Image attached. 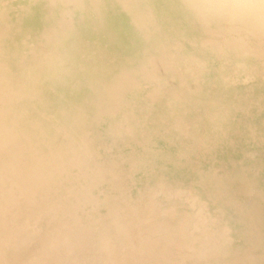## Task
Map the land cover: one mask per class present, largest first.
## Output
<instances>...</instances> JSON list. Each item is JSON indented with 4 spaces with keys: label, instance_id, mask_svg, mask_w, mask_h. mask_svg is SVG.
I'll list each match as a JSON object with an SVG mask.
<instances>
[{
    "label": "bare ground",
    "instance_id": "1",
    "mask_svg": "<svg viewBox=\"0 0 264 264\" xmlns=\"http://www.w3.org/2000/svg\"><path fill=\"white\" fill-rule=\"evenodd\" d=\"M0 59V97L3 92L8 94L15 90L21 109L25 110L20 112L23 114L20 123L13 118L11 126L10 122L3 121L4 113L0 114V147L6 145L11 132H18L25 122L30 126L36 122L38 107H46L47 102L50 107L59 103L61 97L56 90L61 87H67L71 93L80 89L86 91L91 103L82 105L92 109L97 125L100 123L95 135L100 139L99 144L104 142L101 147L93 148L92 143V146L88 144L92 141L86 142L90 149L84 150L85 157L80 160L79 150L83 149L84 141L78 136L81 146L77 144L75 148L71 140L74 154L68 151V158L76 163L72 167L81 170V174L76 175L78 180L71 178L73 184L82 185L75 191L77 212L85 206L90 209L86 220L92 228L89 233L100 236L97 243L94 240L96 247L85 257H76L78 246L70 248L68 256L75 255V259L67 264H264V244L260 243L264 237V221L259 220L256 225H249L248 221L262 215L264 207H256L260 205L256 203L257 209L248 210L239 202L245 196L250 203L264 192L259 176L264 165L255 163L256 160L253 163L254 146H264V130L248 133L247 129L251 130L248 124L242 139L235 142L230 138L229 129L224 133L220 127H215L227 123L236 111L240 115V112L256 110L255 121L264 122V0H0ZM11 66L16 70L10 71ZM7 69L8 73H4ZM16 82L17 86L12 88ZM70 109L63 110L65 119L56 118L58 127L64 124V130L70 127L71 120L80 119L82 112V115L88 114L85 108L81 113L78 112L81 109L76 108L71 117L73 108ZM193 113L198 118L194 123H186L187 114ZM208 117L212 126L202 129L206 138L210 137L208 158L204 153L199 157L203 162L192 169L191 162L197 163L196 157L190 158L193 150L188 156L189 148H179V139L176 141L179 150L171 154L175 144L173 133L183 134L193 126L197 128ZM220 133L226 144L219 151L221 140L216 136ZM109 140H112L110 146ZM186 143L182 144L186 146ZM33 145L35 150L28 144L27 147L36 153L37 145L34 142ZM240 151L245 156L238 158V162L229 164L223 159L234 157ZM20 154L22 152L17 155ZM34 159L30 157L29 161L30 169L35 171L33 188L44 173V163L39 167L40 157L36 167L31 163ZM7 165L4 160L2 168ZM250 170L254 176L248 177ZM235 184L241 186L237 194L232 188ZM18 186H15L16 191ZM12 205L15 208L16 204ZM1 212L0 209V220L4 214ZM253 225L257 227L256 232L245 238V230ZM63 229L61 227V232ZM3 233L1 227L0 241L11 247L15 237L10 239V234ZM57 233L56 238H52L56 245L60 239L67 238ZM255 238L263 244L258 254L248 255L246 248L245 256L233 261L239 243ZM77 241L80 240H70V243ZM232 243L231 251L228 248ZM3 253L0 247V264H10V258L8 262L1 259ZM26 263L23 259L11 264Z\"/></svg>",
    "mask_w": 264,
    "mask_h": 264
},
{
    "label": "rangeland",
    "instance_id": "2",
    "mask_svg": "<svg viewBox=\"0 0 264 264\" xmlns=\"http://www.w3.org/2000/svg\"><path fill=\"white\" fill-rule=\"evenodd\" d=\"M2 60L0 59V62H1ZM11 69H13V70H16V69H14L12 66L10 67V71H11ZM6 71H7V73H8V69L7 70H4V73H6ZM0 73H2V71H0ZM13 74V73H12ZM16 74V73H15ZM17 75V74H16ZM18 76H19V74H18ZM7 81V82H6ZM5 81V85L8 83V81H9V78H8V80H6ZM17 86V82H16V84H14V86L12 87V88H14V87H16ZM8 86L6 85V88H7ZM14 91L15 90H13V91H7L8 92V94L6 93V92H3L4 94H1V95H3V96H6V98L5 97H3V98H5V99H2V97H0L1 99H0V102H2V105L0 106V114L2 113H4V116H3V121L5 122V123H9L10 122V124H8L9 126H11V125H13V118H14V120H16V119H18V121H19V123H20V121H21V116L23 115V114H21L20 115V112L21 113H24L25 112V110H24V108L22 107V109H21V103L18 101L19 100V98H17L18 96H16L15 95V93H14ZM57 92L59 91V96L61 97L60 98V100L62 101H59V103H53V105H52V107H50L49 106V104H48V102L46 103V107L44 106V108H43V106H41V107H38L37 109H36V111H35V116H37V120H36V122H33L32 124H31V126H30V124H27V122H25L24 123V125L21 127L20 126V128H19V130H17L18 132H11V134H10V137L8 138V140L5 142V144L6 145H1L2 147H0V162L2 163V165H1V163H0V172H3V173H1L0 174V178H2V182H4V183H2V182H0V184L2 185V187H1V185H0V209L2 210V212H4V214L2 213V215H3V218L2 219H4L3 221H1L0 222V228L2 227V230H4V235H6L8 232H7V230L9 231V233H8V235L10 234V239H14V237H15V240H14V243H12L13 242V240H12V245H10L11 247H8L5 243H3V242H1L0 241V247L2 248V249H4V253H3V256L1 257V259L3 258V262H8V260H9V262L8 263H18V262H20V260H23V259H25V260H27V263L26 264H40V262H42V261H44V263L45 264H49L50 262L52 263V264H54L55 262V264H57V263H59V262H63V263H65V264H67L66 262H70V261H72L73 260V258L75 259V255L74 256H68V253H67V251H69L70 250V248H72V247H74L75 245L76 246H78L79 247V249L77 250V251H79L78 252V254L76 255V257H85V255H88V254H90L91 253V251H92V249L94 248V247H96V243H97V241H98V239H99V234L98 233H92V235L89 233V232H91V230H92V228H89L88 226V224H86V220H87V218H89V215L87 214L89 211H90V209H88V207L87 206H85L84 208H80V213H78L77 212V207L75 206V204H76V201H75V196H76V194H77V192H75V191H78V188L80 187V186H82V185H80V184H78V182H76L75 184H73L72 183V179L71 178H75L76 180H78L79 179V177L77 178L76 177V175H80L81 174V170L79 169V170H77V169H74L72 166H73V164L75 163V162H73L72 161V159H69L68 158V155H69V152H70V154L72 153V154H74V150L73 149H75V148H77V144L78 145H80L81 146V142H82V140H80V137L83 139V141H84V146H85V148H84V146L82 147L83 149L82 150H79L80 151V158H82V159H80V160H83V157H85V154H84V150H86V152L90 149V147L88 146V145H86L88 142H90V141H92V142H90V143H88V144H90V146H92L93 145V148L96 146H98V148L99 147H101V145H102V143H104V142H102L101 144H99V142H100V139H98V138H96V135H95V131H98V126L100 125V123L97 125V120H96V115H94V113H93V111H92V109H88V108H86L85 107V105L84 104H86V103H88V104H90L91 103V101H90V99L89 98H86V91H83L82 92V90L80 89V90H78L77 92H75V93H71L70 92V90L67 88V87H61V88H59L58 90H56ZM66 91V92H65ZM81 91V92H80ZM14 94H13V93ZM2 93V92H1ZM11 94V95H10ZM14 96H13V95ZM9 96V97H8ZM10 96H12V98H10ZM64 96V97H63ZM67 96V97H66ZM7 97H8V99H7ZM15 97V99H13ZM11 100H10V99ZM12 99H13V101H12ZM18 99V100H17ZM65 99V100H64ZM68 99V100H67ZM18 101V102H15V101ZM71 100V101H70ZM84 100H86V101H88V102H84ZM7 101V102H6ZM11 101V102H10ZM73 101V102H72ZM4 102H5V104H4ZM7 103V104H6ZM9 103V104H8ZM11 103V104H10ZM13 103H17L16 105L15 104H13ZM78 103V104H77ZM79 103H81L80 104V107H79ZM82 103H84L83 105H82ZM5 105V106H4ZM10 105V106H9ZM21 105V106H20ZM58 105H59V107H58ZM76 105H77V107H76ZM83 106V108H85V110L83 109V108H81L82 106ZM7 106V107H6ZM14 106V107H13ZM17 106V107H16ZM70 106V107H69ZM57 107V108H56ZM73 108V111H72V113H71V117L73 116V114H74V109L76 110V108H77V110H80V111H78L79 113H81V111H85V113L87 112L88 114H84V115H82V113H81V118H85L86 117V119H79L78 118V120H71V122H70V127H68V128H65V130H66V132H65V130H64V124H62L60 127H58V124H57V120H56V118L58 117L59 119L62 117V119H65L66 118V113H64L63 112V110L64 111H66L67 109L70 111V110H72V109H70V108ZM76 107V108H75ZM18 108V109H17ZM60 109H62V110H60ZM83 109V110H82ZM58 110V111H57ZM67 110V111H68ZM8 112V113H7ZM11 112V113H10ZM255 112H256V110H251V112L249 111V112H246V113H242V112H240L241 114L239 115V112H235V113H233V114H231V116H229V121L226 123V122H222V124H221V122L219 123V124H221V126L220 125H218V126H216L215 125V127L218 129L219 127H220V129H221V131H223L224 133H226V131L225 130H227V129H229L230 131V138L231 139H233V141H239L240 139H242V133H245L246 132V127H247V125L249 124V126H250V129L252 130H249V129H247V132L249 133V132H253L254 133V131L256 132V131H259V132H263V130H264V122L262 121V122H256L255 121ZM5 113L7 114V115H5ZM45 113V114H44ZM47 113V114H46ZM51 113V114H50ZM16 114V115H15ZM55 114V115H54ZM57 114H58V116H57ZM61 114V115H60ZM68 114V113H67ZM90 114V115H89ZM62 115H65V116H62ZM6 116V117H5ZM17 116V117H16ZM25 116H26V113H25ZM61 116V117H60ZM65 117V118H64ZM88 117V118H87ZM94 117V118H93ZM16 118V119H15ZM198 118V115L196 114V113H193V114H187V117H186V123H189V124H191V123H194V121L196 120ZM234 118V119H233ZM8 119V120H7ZM94 119V120H93ZM189 119V120H188ZM38 121V122H37ZM65 121V120H64ZM73 121H75V122H73ZM238 122H240V123H238ZM71 124H73V125H71ZM79 124V125H78ZM245 124H246V126H245ZM254 124V125H253ZM32 125L34 126V127H32ZM82 125V126H81ZM9 126H8V128H9ZM39 128H38V127ZM55 126V127H54ZM84 126V127H83ZM88 126V127H87ZM203 126V127H202ZM211 126H212V122H211V117H208L203 123H202V125H200V126H198L197 128H195L194 126L193 127H191L190 129H189V131L188 132H186V133H183V134H178V131H176L175 133H173V135H174V138H175V144L173 145V149H172V152H171V154L172 155H174L179 149L177 148V145H176V141H179L180 140V143H179V145H180V147L179 148H181V146H183V150H185V148L186 147H188L189 148V152H188V156L190 155L189 153H190V150L192 149L193 151H192V153H191V157L190 158H192V159H194L195 157H196V161H197V163L194 161V162H191V164H192V166H191V168L193 169L194 167H197V166H199L198 164H201L203 161L202 160H200L199 159V157L200 156H202L204 153H205V157L207 156V158H208V150H207V148L209 147V142H210V137H208V138H206V136L203 134L204 133V130L205 129H207V128H211ZM24 127V128H23ZM73 127V128H72ZM75 127H77V129L75 128ZM81 127V128H80ZM86 127V128H85ZM59 128H61V129H59ZM77 130V131H74L75 129ZM83 128V130L84 131H82V132H80L81 130L80 129H82ZM96 128V129H95ZM37 129V130H36ZM39 129V130H38ZM50 129V130H49ZM52 129H54L53 131H52ZM70 129V130H69ZM192 129V130H191ZM202 129H204V130H202ZM238 129V131H237V134H236V130ZM36 130V131H35ZM42 130H43V132H42ZM89 131V133H88V131ZM208 130V129H207ZM24 131V132H23ZM29 132V133H27L26 134V132ZM32 131V132H31ZM57 131V132H56ZM192 131V132H191ZM234 131V132H233ZM35 133V135H34V133ZM51 132H53V133H51ZM60 132V133H59ZM84 132V133H83ZM90 132H91V134H90ZM232 132H233V134H232ZM20 133V134H19ZM39 133H41V134H39ZM57 133V134H56ZM64 133V134H63ZM235 133V134H234ZM240 133V134H239ZM24 134H26V135H23ZM50 134L53 136L54 134H55V136H53V137H51L50 136ZM229 134V133H228ZM18 135H19V137H18ZM63 135V136H62ZM66 135V136H65ZM86 135V136H85ZM90 135V136H89ZM92 135V136H91ZM180 135V136H179ZM188 135V136H187ZM203 135V136H202ZM221 135V133L220 134H218L216 137H218V139L219 140H221L220 141V143H219V147H218V149H219V151H220V149L222 148V147H224L225 146V144H226V140H223L225 137H222V136H220ZM239 135V136H238ZM23 136V137H22ZM35 136V137H34ZM78 136H80L79 138H78ZM83 136H85V137H83ZM37 137V138H36ZM58 137V138H57ZM66 137V138H65ZM55 138V139H54ZM60 138V139H59ZM148 138V137H147ZM154 138V137H153ZM156 138V137H155ZM154 138V139H155ZM186 138V139H185ZM198 138H200V139H198ZM12 141V142H10V140ZM21 139V140H20ZM26 139H30L29 141L28 140H26ZM51 139H52V141H53V139L55 140V141H53V142H51ZM67 139V140H66ZM88 139V140H87ZM92 139H94V141L92 140ZM160 139V137L158 138V139H156V140H159ZM179 139V140H178ZM197 139H198V141H197ZM203 139V140H202ZM17 140V141H16ZM24 140V141H23ZM57 140H63L64 141V143L63 144H61V141L59 142V141H57ZM70 140V141H69ZM71 140H72V142H71ZM201 140H202V142H201ZM19 141V142H18ZM21 141H23V143L21 142ZM66 141H68V143H73L74 142V145L76 146L75 148H74V145L72 144L71 145V143L70 144H68ZM111 141L112 140H109L108 142H109V146H110V143H111ZM151 141H152V139H151ZM168 141H171V140H168ZM10 144V145H8V143ZM33 142L34 143H36V145H37V148L38 149H36V153L33 151V150H30L31 149V146H33L34 147V150H35V145H33ZM49 142V143H48ZM54 142H56V143H58V145L55 143L54 144ZM87 142V143H86ZM183 142H187L186 143V146L185 145H183L182 143ZM13 143V144H12ZM17 143V144H16ZM22 143V144H21ZM30 146V149L27 147V144ZM41 143V144H40ZM43 143V144H42ZM51 143V144H50ZM59 143H60V145H59ZM91 143H92V145H91ZM14 144H16V145H14ZM108 144V143H107ZM193 144V145H192ZM197 144V145H196ZM13 145L14 146H16V147H13ZM26 145V146H25ZM65 145V146H64ZM68 145V146H67ZM70 145V146H69ZM151 145H152V143H151ZM199 145V147H197ZM218 145V144H217ZM11 146V147H10ZM20 146V147H19ZM45 146V147H44ZM52 146V147H51ZM71 146H73V147H71ZM86 146H88V147H86ZM191 146H193V147H191ZM205 146V147H204ZM25 147H26V149H25ZM42 147V148H41ZM47 147V148H46ZM49 147V148H48ZM64 147H66V148H64V150H62V152H60L59 150H61V149H63ZM2 148V149H1ZM5 148H7V149H5ZM8 148H10L9 150H8ZM59 148H61V149H59ZM69 148V149H68ZM71 148H72V151H71ZM187 148V149H188ZM196 148V149H195ZM206 148V149H205ZM19 149V150H18ZM5 150V151H4ZM6 150H7V154L9 155H7L6 154ZM13 150V151H12ZM21 150H25L24 152L23 151H21ZM28 150H30L31 152H34V154L32 153V154H30L31 152L30 151H28ZM40 152H39V151ZM48 150V151H47ZM214 150H215V148H214ZM254 150L256 151V154H255V159H253V163L255 162V160H256V162L255 163H262L263 165H264V146H259V145H256V146H254ZM9 151V152H8ZM15 151H17V152H15ZM51 151H53L52 153L53 154H55V155H53L52 154V157H51ZM57 151V152H56ZM67 151V152H66ZM69 151V152H68ZM82 151V152H81ZM205 151V152H204ZM22 152V154H20V155H22L21 156V158L19 157L20 155H17V154H19V153H21ZM28 152V153H27ZM68 153L67 155H66V153ZM200 152V153H199ZM4 154V155H2V154ZM16 153V154H15ZM24 153H26V154H24ZM207 153V154H206ZM25 156H24V155ZM84 154V155H83ZM199 154V155H198ZM12 155V156H11ZM29 155V156H28ZM32 155V156H31ZM42 155V156H41ZM59 155V156H58ZM60 155H62L61 157H63V159H60L61 157H60ZM6 156V157H5ZM11 156V157H10ZM27 156V157H26ZM37 156V157H36ZM54 156V157H53ZM70 156V155H69ZM241 156H245V153H243V152H239V153H237L236 154V156H234V157H224L223 159L226 161V162H229V164H231V162H233V161H235V160H237V162H238V158H241ZM2 157H4V158H2ZM8 157V158H7ZM24 157V158H23ZM30 157H34L35 159L31 162L32 164H33V166L34 167H36V165H37V159L40 157V160H39V167H41V166H43V163H44V167H43V170H44V173H42V176L41 177H43V178H40V182H38V184H36V182H35V185L36 186H34V188L32 187L33 186V178H32V176H33V173L35 172L33 169H30V167H29V161H30ZM58 157V158H57ZM197 157H198V159H197ZM7 158V159H6ZM43 158H45V162H43ZM68 158V159H67ZM11 159V160H10ZM20 159V160H19ZM66 159V161H64ZM2 160V161H1ZM4 160H5V162H7V167H5L4 166V168H2V166H3V163H4ZM13 160V161H12ZM23 160V161H22ZM58 160H60V162L58 161ZM61 160H63V161H61ZM72 161V163H70V162H68L69 164H66L67 163V161ZM9 161V162H8ZM17 161V162H16ZM58 163H57V162ZM200 161V162H199ZM202 161V162H201ZM61 162H62V165H61ZM236 162V163H237ZM11 163H14V164H11ZM24 163V164H23ZM54 163H56L55 165H54ZM252 163V162H251ZM254 163V164H255ZM17 164V165H16ZM26 164V165H25ZM64 164V165H63ZM65 164H66V167H65ZM76 164V163H75ZM74 164V165H75ZM229 164H227V165H229ZM11 165H13V166H11ZM21 165V166H20ZM82 165V162L80 163V165H79V168H80V166ZM127 166H128V164H126ZM11 166V167H10ZM14 166H16L15 168H14ZM19 166V167H18ZM23 166V167H22ZM60 166V167H59ZM69 166V167H68ZM232 166V165H231ZM231 166H229V167H231ZM29 167V168H28ZM47 167V168H46ZM11 168H14V169H11ZM17 168H18V170H20L19 172H18V170H17ZM42 168V167H41ZM58 168V169H57ZM60 168V169H59ZM69 168V169H68ZM73 170H72V169ZM3 171H2V170ZM6 169V170H5ZM7 169H9V170H7ZM13 171H11V170ZM25 169V170H24ZM50 169H52V170H50ZM15 170H16V172H15ZM55 170V171H54ZM72 170V171H71ZM127 170H129V169H127ZM71 171V172H70ZM47 172V173H46ZM49 172V173H48ZM51 172V173H50ZM62 172V173H61ZM125 173H126V171H124ZM15 173H16V175H15ZM18 173V174H17ZM66 173V174H65ZM4 174H7L6 176L4 175ZM15 175V176H14ZM54 175V176H53ZM58 176V177H56V176ZM64 177H63V176ZM65 175H67V177L69 178V179H66L67 177L65 176ZM4 176V177H3ZM70 176V177H69ZM249 176H254V172L253 171H248V177ZM260 178H261V183H264V168L262 169V171H261V173H260ZM27 177V178H26ZM45 177H46V179H45ZM61 177V178H60ZM12 178V179H11ZM20 178H22L21 179V181H20ZM28 178H30V179H28ZM59 178H60V181H59ZM65 178V179H64ZM9 179V180H8ZM15 179H17L16 181H15ZM32 179V180H31ZM55 179V180H54ZM71 179V180H70ZM4 180V181H3ZM23 180V181H22ZM26 180V181H25ZM44 180V181H43ZM46 180H47V182H46ZM11 181H12V183H11ZM14 181V182H13ZM10 182V183H9ZM16 182V183H15ZM20 182V183H19ZM29 182V183H28ZM31 182V183H30ZM47 184H46V183ZM62 182V183H61ZM50 183V184H49ZM9 184H10V186H13V187H10L9 186ZM13 184V185H12ZM20 184H22L21 186H20ZM62 184H63V186H62ZM78 184V185H77ZM4 185H5V188H4ZM19 185V186H18ZM68 185V186H67ZM71 185V186H70ZM80 185V186H79ZM18 186L19 188H17V191H16V187ZM58 186V187H57ZM28 187V188H27ZM45 187V188H44ZM68 187V188H67ZM235 187V188H234ZM3 188V189H2ZM7 188V189H6ZM9 188H13L12 190H9L8 191V189ZM15 188V189H14ZM31 188L35 191H33V190H31ZM55 190H53V189ZM76 188V189H75ZM234 190H233V192L235 193V194H237L239 191H241L240 190V188H241V186H239V185H237V184H235V185H233V187H232ZM25 189V190H24ZM28 189V190H27ZM67 189V190H66ZM2 190L4 191L5 190V192L7 193V194H5V192H2ZM20 192H19V191ZM61 190V191H60ZM70 190V191H69ZM243 190V189H242ZM27 191V192H26ZM44 191V192H43ZM63 191V192H62ZM72 191V192H71ZM74 191V192H73ZM26 194H25V193ZM40 192H41V194L43 195V196H41V194H40ZM71 192V194H69ZM136 192V191H135ZM137 192H138V190H137ZM19 193H20V195H19ZM31 193V194H30ZM34 193V194H33ZM40 195H39V194ZM66 193V194H65ZM67 194H69V195H67ZM73 194H75V195H73ZM5 195H7V196H5ZM16 195V196H15ZM28 195V196H27ZM48 195V196H47ZM66 195V196H65ZM4 196V197H3ZM10 196V198L8 199V197ZM19 198H18V197ZM23 196V197H22ZM27 196V197H26ZM32 196V197H31ZM45 196V197H44ZM56 196V197H55ZM68 196V197H67ZM38 198V199H37ZM56 198V199H55ZM59 198V199H58ZM5 199V201H3ZM8 199V200H7ZM66 199V200H65ZM13 200V202L11 203V201ZM21 200V201H20ZM38 200H39V202H38ZM47 200H48V202H47ZM61 200V201H60ZM19 201V202H18ZM31 201V202H30ZM45 201V202H44ZM241 201V202H240ZM247 201H249L248 199H247V197H245V196H243V197H241L240 199H239V202L241 203L240 204V206H242V205H244V207H248V210L250 209V210H255V209H257L256 207H264V192L263 193H260L258 196H257V198L256 199H254V200H252V201H250V203L249 202H247ZM7 202H8V204H7ZM16 202H18V203H16ZM40 204V205H38V203ZM50 202H52V203H50ZM246 202V203H245ZM9 203L11 204V205H9ZM16 204V205H14V207L15 208H13L12 206V204ZM27 203V204H26ZM29 203V204H28ZM30 203H31V205H30ZM45 203H47V206H46V204ZM60 203V204H59ZM66 203V204H65ZM248 203L251 205H248ZM256 203H260V205H258V206H254V204H256ZM24 204V205H23ZM52 204V205H51ZM253 204V205H252ZM26 205V206H25ZM36 205V207L34 208V206ZM49 205V206H48ZM54 205V206H53ZM44 206V207H43ZM50 206H51V208H50ZM253 206V207H252ZM17 207V208H16ZM251 207V208H250ZM26 208V209H25ZM35 209V211H34V209ZM62 208V209H61ZM66 208V209H65ZM17 209H19V210H17ZM51 209H52V211H51ZM69 209H71V210H69ZM73 209V210H72ZM58 210V211H57ZM68 212H67V211ZM18 211V212H17ZM31 211H32V213H31ZM46 211V212H45ZM60 211H62V212H60ZM58 212V213H57ZM71 212H73V213H71ZM22 214V217H21V214ZM34 213V214H33ZM53 213V214H52ZM60 214V215H59ZM87 214V215H86ZM34 215V216H33ZM43 215V216H42ZM45 215H46V217H45ZM64 215V216H63ZM67 215H68V217H67ZM73 215V216H72ZM37 216H39V217H37ZM75 216V217H74ZM8 217V218H7ZM30 217V218H29ZM63 217V218H62ZM66 217H67V219H66ZM74 217V218H73ZM7 218V219H6ZM27 218V219H26ZM33 218V219H32ZM38 218V219H37ZM52 218V219H51ZM25 220V221H23V220ZM40 219V220H39ZM48 219H51V221L50 220H48ZM76 221H75V220ZM29 220V221H28ZM34 220V221H33ZM73 220V221H72ZM259 220H261L262 222L264 221V212L262 213V215H260L259 217L258 216H256V217H252L251 219H249L248 218V221H249V225H252V223H254V225H256L257 223H259L258 221ZM10 223H9V222ZM31 221V222H30ZM36 221V222H35ZM50 221V222H49ZM21 222H23V223H21ZM27 222H30V223H28V224H25V223H27ZM58 222H60V224L58 223ZM75 222H76V224H75ZM7 223H9V224H7ZM14 223V224H13ZM51 223H54V225L52 224L51 225ZM64 223V224H63ZM68 223V224H67ZM25 225V226H23V225ZM33 225L34 226V228L31 226V225ZM7 225V226H6ZM12 225V226H11ZM20 227H19V226ZM50 226V228H49V226ZM58 225V226H57ZM61 225V226H60ZM76 225H77V229H76ZM85 225H86V227H85ZM251 226L249 229H247V230H245V232H247V233H245L244 235H245V238L246 237H251L252 235H253V232H256V226ZM3 226L5 227V228H3ZM31 226V227H30ZM264 226V225H263ZM15 228V229H13V228ZM53 227H55V228H53ZM58 227V228H57ZM61 227H62V229L63 228H65L66 230H62V232L64 233H62L61 232ZM92 227V226H91ZM255 227V228H254ZM25 228L27 229V230H25ZM24 229V230H23ZM32 229V230H31ZM39 229V230H38ZM40 229H41V231L42 232H39L40 231ZM48 229H49V231H48ZM57 229V230H56ZM6 230V231H5ZM17 230V231H16ZM31 230V231H30ZM44 230V231H43ZM55 231V233H53L54 231ZM30 231V232H29ZM46 231H48V233L46 232ZM60 232L59 233V237L60 236H62V235H65V237H66V235H67V238H64V240H62V239H60V243L58 244V245H56V244H54V240L55 239H53V241H52V238H56V236L58 235V233L57 232ZM70 231V232H69ZM20 232V233H19ZM22 232V233H21ZM51 232H52V234H51ZM68 232V233H67ZM6 233V234H5ZM78 233V234H77ZM81 233V234H80ZM87 233V234H86ZM45 234V235H44ZM85 234V235H84ZM7 235V236H8ZM17 235H19L18 237H17ZM42 235V236H41ZM43 235L45 236V238L43 237ZM72 235V236H71ZM83 235V236H82ZM85 236V237H84ZM31 237V238H30ZM50 237V238H49ZM21 238V239H20ZM30 240H29V239ZM75 238V239H74ZM80 240V241H77L75 244H71L70 243V240H71V242L73 241V240ZM87 238V239H86ZM89 238V239H88ZM3 239H5V238H3ZM9 239V240H10ZM27 239H28V241H27ZM45 239H49V240H45ZM51 239V240H50ZM96 239V240H95ZM22 240H24V241H22ZM67 240V241H66ZM86 240V241H85ZM94 240H95V242L96 243H94ZM16 241V242H15ZM18 241V242H17ZM34 241V242H33ZM45 241V242H44ZM22 242V243H21ZM32 242V243H31ZM80 242H83V243H80ZM92 242V243H91ZM3 243V244H2ZM25 243V244H24ZM49 243V244H48ZM64 243V244H63ZM260 243H263L264 244V237H263V240L260 242ZM24 244V245H23ZM46 244V245H45ZM56 245V247H54V245ZM78 244V245H77ZM240 246H239V251H237L238 253H236L235 255H234V258H233V261H239L241 258H243L245 255V253H244V251H245V249L246 248H248V253H246V254H248V255H253V256H256L257 254H258V252H259V250H258V248L260 247V248H262L263 246V244H259L258 243V241H257V239L255 238V239H251L250 241H247V240H242L240 243ZM238 244V245H239ZM3 245V246H2ZM52 245V246H51ZM92 245H94V246H92ZM232 245H234L233 243L232 244H230L229 245V248L228 249H230L231 251L234 249L233 247H232ZM262 246V247H261ZM6 247V248H5ZM17 247H18V249H17ZM24 247H25V249H24ZM28 247V248H27ZM11 248V249H10ZM16 248V249H15ZM27 248V249H26ZM50 248H51V250L52 251H50ZM60 248V249H59ZM68 248V249H67ZM236 248V247H235ZM253 248V249H252ZM10 251H9V250ZM41 249H44V250H41ZM54 249H55V252H54ZM88 249H90V250H88ZM251 249V250H250ZM14 250H16V251H14ZM24 250V251H23ZM46 250V251H45ZM64 250H65V252H64ZM38 251H40V252H38ZM45 251V252H44ZM48 251V252H47ZM58 251H59V254H58ZM21 252V253H20ZM34 252V254H32ZM84 252V253H83ZM89 252V253H88ZM45 253H46V255H45ZM50 253V254H49ZM61 253V254H60ZM66 253H67V255H66ZM87 253V254H86ZM250 253V254H249ZM18 254V255H17ZM21 255V257H20V255ZM32 254V255H31ZM49 256H48V255ZM53 254V255H52ZM28 255V256H27ZM41 255L43 256V257H41ZM56 255L57 256H59V258L58 257H56ZM244 255V256H243ZM34 256H37V257H34ZM46 256H48L47 257V259H46ZM243 256V257H242ZM14 257V258H13ZM28 257V258H27ZM40 257V258H39ZM62 257V258H61ZM72 257V258H71ZM6 260H5V259ZM7 258H10V259H8L7 260ZM36 258V259H35ZM52 258V259H51ZM54 258V259H53ZM11 259H13L14 261H12ZM20 259V260H19ZM38 259V260H37ZM42 259H44V260H42ZM11 260V261H10ZM18 260V261H17ZM31 260H33V261H31ZM53 262H52V261ZM55 260V261H54ZM58 260V261H57ZM0 261H2V260H0ZM30 261V262H29ZM37 261V262H36ZM48 261V262H47ZM44 263H42V264H44ZM50 263V264H51ZM237 263V262H236Z\"/></svg>",
    "mask_w": 264,
    "mask_h": 264
}]
</instances>
